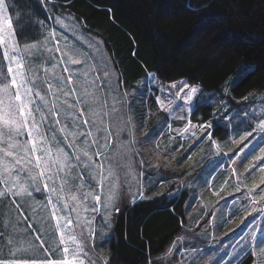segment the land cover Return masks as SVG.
<instances>
[{"label":"rangeland","instance_id":"rangeland-1","mask_svg":"<svg viewBox=\"0 0 264 264\" xmlns=\"http://www.w3.org/2000/svg\"><path fill=\"white\" fill-rule=\"evenodd\" d=\"M52 6L51 4L48 5V10L44 8L46 13L44 27L34 24L36 20L41 19L25 18L21 13L12 16L10 13L16 29L25 27L21 34L23 37L19 39L20 50L17 54L23 58V62L27 65L28 71L26 74L29 80H35L37 87L42 94H45L47 92V82L55 84V77L67 76V73H63L65 65L58 63L61 54L55 51L57 44L55 40L49 37V32L55 29L57 34L60 35L59 47L62 51L67 50L65 47L67 45L69 48L74 47L81 53L80 56L74 57L84 60L82 67L77 66L81 75L75 78V87L79 99L83 101V109L86 113V117L81 119L87 118L92 123L91 127L85 126L80 128L79 131H92L95 136L96 129L110 128L113 136L112 143L103 150L104 156L97 160V163H102L104 166V196L109 195L112 192L113 185H115L117 195L113 203L122 210L125 206H130L133 199L142 201L150 199L161 192L179 195L181 191L185 190L186 222L184 224L186 228L183 227L182 233L174 240L177 242V249L180 247L189 250L192 248L200 249L195 264H208L210 258H216L217 264H250L248 248H244L242 251L241 248L245 241L240 240L241 236H245L250 231L246 225L251 223V218H249L248 221L241 224L245 211H250V208H246L249 202L244 198L246 189L243 185L250 187L253 182L259 183L262 173L257 170L248 175L244 173V169L252 160V157L259 154V148L264 147V141L249 153L247 159L235 165L237 173L240 174L239 181L237 176L231 175V169L227 166L224 170L218 172H212L210 167L205 168V165H208L209 161L214 159L216 148H213L208 138L205 137L185 154L184 150L193 143L192 133L195 132L196 136L202 134L199 127H189V119L179 107L175 109V113H165L156 105L155 101L154 105L150 104L149 92H153L159 85L158 82L153 83L151 73L134 81L131 78H126L125 75L115 69L112 59L99 36L85 30L84 25L71 14L60 8L53 9ZM49 16L52 19H47ZM56 16L62 17L63 27L60 23L54 22ZM45 37H48V39H45ZM25 45H33V47L25 50ZM53 63L57 64L54 72L51 71ZM246 66H250L247 67L248 71L253 67V64L241 63L219 89H202L197 95V103L207 107L209 116L203 118L206 111L203 112V108H201L197 114L200 117L202 116L201 122H203L197 124L192 120L191 125L199 126L209 121L216 123L215 129L212 131V139L217 141V147L221 153H229L231 150H235L238 146L232 141L239 139V136L245 130L250 131L252 127H255L256 117L264 114V88L252 90L241 97L235 96L231 91V86L247 72L245 71ZM45 68L50 71L46 72ZM3 70L4 62L0 59V71ZM105 72L108 73L107 78L104 76ZM83 73H87V75L85 76ZM46 77L48 78L47 81ZM118 81L120 82L118 91L129 94L130 108H122L120 103L117 102L120 99L116 92ZM101 84H103L102 88L96 87ZM172 91L174 94L179 90ZM155 96H158L157 93H155ZM245 97H247V100L244 99ZM47 99L50 104L55 101V97L51 95L47 96ZM63 99V95L60 94V101ZM68 100L73 102L74 98L70 96ZM60 101L55 102L59 104ZM64 107L67 109V105H64ZM76 107L78 110L81 105ZM227 108H231L234 112L239 111L241 115H243V112H248L252 115L251 122L245 120L243 123H238L233 120L232 124L228 125L223 119ZM64 115H66V112L60 117L62 124ZM159 122H162V127L159 126ZM62 124L54 126L55 135L59 141H63V135L59 132ZM183 125L189 127V131L185 134V138L181 139L179 133L183 132ZM121 128H126L127 133H131V135L121 133ZM69 131H72V129L70 128ZM146 133H149V135L147 139H144ZM69 139H71V136ZM129 140L136 143L132 145L124 143ZM101 143H104V141L101 140ZM181 144H183V148H181ZM48 146H55V142ZM65 151L71 152V149L65 148ZM92 151H95V149H92ZM132 151H138L140 155L132 157ZM201 155H204L205 159L200 160L199 163L195 164V167H192ZM189 156L192 157L191 160L188 158ZM141 159L145 161L144 167L147 169L143 178L140 176ZM202 168L205 169L203 172L201 171ZM79 174L80 169L74 168L70 177V182L73 185L72 193H75L80 201L79 205L69 201L71 207L79 208L78 213L73 212L70 214V218L73 219L72 234L88 245L86 250L91 251L94 242V252L102 258L105 255L99 247L97 248L96 243H99L111 233L114 216H116L115 209L113 207L105 209L101 206L99 212L92 213L91 208L94 206V201L91 197L85 200L84 194L88 192L99 194L101 192L100 187H98L101 182V175L97 172L93 176L90 168H84L82 173L84 180L81 181ZM193 176L196 179H192ZM161 180L163 183L160 182ZM209 180L212 181L211 184L207 183ZM138 181H142L144 185V199H140L137 194ZM56 186L59 187V181H57ZM77 186H79V191H77ZM237 186L241 187L240 192H236ZM221 197L228 198V202L220 203L217 207V202L220 201ZM18 202L21 203L27 220L24 218L18 220V213L13 211L8 200H4V206L0 207V231L4 230L5 222L14 224L17 231L14 234L11 248H28L29 245L32 246L27 253H17V257H31L35 254L37 258H43V251L37 250L39 241L35 240L32 231H25V229H27L28 223H32L33 229L41 234L46 246L50 249L56 248L58 236L54 234L55 222L49 218L51 210L45 208L47 194L43 191L34 192L33 196H25ZM60 207H62V204ZM86 208L88 211H85ZM214 211L216 212L215 218L211 216ZM110 212L112 213L110 219L107 223H103L104 217L108 216ZM201 217L214 220V223L205 224ZM198 220L200 221L199 224L197 223ZM89 221L92 223H88ZM256 222L264 225V221L259 218ZM90 229H95L94 238L90 234ZM229 229H235V231L229 232ZM193 234L196 235L195 239H193ZM221 239L222 243L217 244V241ZM247 240H251L250 235ZM71 247L74 248L75 245ZM169 247L163 257L167 262L180 264L178 250H174L171 256L165 255ZM0 249H3L0 256L8 259L12 258L9 255V246L3 241H0ZM57 254L59 258L60 253Z\"/></svg>","mask_w":264,"mask_h":264},{"label":"snow or ice","instance_id":"snow-or-ice-1","mask_svg":"<svg viewBox=\"0 0 264 264\" xmlns=\"http://www.w3.org/2000/svg\"><path fill=\"white\" fill-rule=\"evenodd\" d=\"M52 2L53 0H39L45 10H48V5L52 4ZM10 13L11 6L7 3V0H0V59L4 62V70L0 71V207L4 206V200H8L13 211L18 213L17 219L24 218L27 220L22 205L18 201L25 196H33L34 192L43 191L47 194L45 208L51 210L49 218L55 222L54 234L58 236V244L55 249L47 247L46 242L41 238V234L33 229L32 223H28L25 231H32L35 240L39 241L37 250H42L44 255L43 258H37L35 254L31 257H17V253H27L32 246L12 249L13 237L17 229L14 224L5 222L4 230L0 231V241L9 246V255L12 258L8 259L0 256V264H108L107 257L101 258L95 254L94 242L92 250H86L88 245L72 234L73 219L70 218V214L73 212L78 213L79 208L71 207L69 201L77 205L80 204L77 195L72 193L73 185L70 182L74 168L80 169L79 179L81 181L84 180L82 174L84 168H90L93 176L97 172L101 175V182L98 184L101 192L99 194H93V192L84 194L85 200L91 197L94 201V206L91 208L92 213L99 212L101 206L105 209L113 207L116 215L121 211V208L113 203L117 195L115 185H113L112 192L106 197L104 196V166L102 163H97V160L104 156L103 150L112 143L113 136L110 128L96 129L95 136L92 131H79L82 127H91L92 123L87 118L81 119L86 117V113L83 109V101L79 99L75 87V78L81 75L77 66L82 67L84 60L74 58L81 55L74 47L69 48L66 45L67 50L62 51L59 47L60 35L57 34L55 29L51 30L49 37L56 41L57 47L55 51L61 54V59L58 63L65 65L63 73H67V76L60 75L55 77V84L47 82V92L42 94L35 80H29L26 74L28 71L27 65L23 62V58L17 54L20 50L19 35L14 27V21L11 19ZM47 19H52V17L49 16ZM54 22L60 23L62 27L64 26L60 16H56ZM34 24L44 27L45 21L36 20ZM45 39H48V37H45ZM24 47L27 50L33 45H25ZM56 67L57 64L53 63L51 71L54 72ZM247 67L250 66H246L245 71H247ZM45 71L48 72L50 70L45 68ZM83 74L87 75V73ZM104 76L107 78L108 73L105 72ZM47 80L48 78L46 77ZM119 83L118 81L116 92L120 99L117 102L120 103L122 108H130L129 94L118 91ZM179 85H182L179 87V91L173 94L172 90H175ZM96 87L102 88L103 84ZM159 87L161 95L155 96L154 99L156 105L165 113H171L177 107L186 108L189 112L194 110L193 105L196 103L197 95L200 91L198 87L189 86L183 81H174L167 88L164 85ZM60 94L64 97L62 101H60ZM49 95L54 96L55 101H60V103L53 101L50 104L47 99ZM153 95L150 91L149 96ZM70 96L74 98L73 102H69L68 97ZM244 99L247 100V97ZM64 105H67V109H65ZM77 105H81L78 110ZM65 112L66 115H64L62 124L60 117ZM223 119L228 125H231L233 120L238 123H243L245 120L251 122L252 115L248 112H243V115H241V112H234L231 108H227ZM61 124L59 132L63 135V141L57 140L54 129L55 125ZM159 126H163L162 122H159ZM189 127H199L202 135L196 136L195 132L192 133L193 143L184 150L185 154L191 151V148L196 143L207 137L210 145L216 148V153L214 159L209 161L205 168L210 167L212 172H218L224 170L227 166L231 169V175L237 176L238 181L240 174L237 173L235 165L247 159L249 153L254 151L264 141V114L256 117L255 127H252L250 131L245 130L239 136V139L232 141L238 147L229 153H221L217 147V141L212 139V131L215 129L216 123L209 121L196 126L191 125L189 121ZM189 127L179 133L181 139L185 138ZM70 128L72 131H69ZM120 132L127 133V129L121 128ZM127 134L131 135V133ZM148 135L149 133H146L144 139H147ZM70 136L71 139H69ZM101 140L104 143H101ZM52 142H55V146H48ZM124 143L132 145L136 142L129 140ZM65 148L71 149V152L65 151ZM181 148H183V144H181ZM92 149H95V151H92ZM138 155H140L138 151L131 152L132 157ZM188 158L192 159L191 156ZM204 159L205 156L201 155L192 167H195L196 163ZM140 165V176L143 178L147 171L144 167L145 161L143 159L140 160ZM204 170V168L201 169L202 172ZM257 170L262 173L259 183L253 182L250 187L243 185L244 189H246L244 198L249 202L246 208H250V211H245L241 224H244L249 218H251V223L246 225L250 231L245 236H241L240 240L245 241L241 250L248 248L250 264H264V225L256 222L257 218L264 221V147H260L259 154L252 157V160L245 167L244 173L251 175ZM191 178L196 179L194 176ZM57 181H59V187L56 186ZM160 182L163 183L162 180ZM137 183V194L140 199H144V185L142 181ZM207 183L211 184L212 181L209 180ZM77 191H79V186H77ZM240 191L241 187L237 186L236 192ZM166 195L171 198L175 194L161 192L150 199ZM132 202L135 203V199ZM227 202L228 198L221 197L220 201L217 202V207H219L220 203ZM61 204L62 207H60ZM85 211H88V209L86 208ZM111 215L112 213L110 212L108 216H105L103 223H107ZM211 216L215 218L216 212H212ZM201 219L205 224L214 223V220H208L205 217H201ZM88 223L91 224L92 222L89 221ZM197 223L199 224L200 221L198 220ZM181 224L182 227L186 228L183 221ZM89 231L94 238L95 229H90ZM234 231L235 229H229V232ZM249 235L251 237L250 241L247 240ZM195 238L196 235L193 234V239ZM220 243H222V239L217 241V244ZM72 245H75V247L72 248ZM174 250L179 251L180 264H195L197 253L201 251L196 248L189 250L180 247L177 249V242L174 241L165 255L171 256ZM2 251L3 249H0V252ZM57 253H60L59 258H55ZM149 264H153V262L150 260ZM208 264H217L216 258H210Z\"/></svg>","mask_w":264,"mask_h":264},{"label":"trees","instance_id":"trees-1","mask_svg":"<svg viewBox=\"0 0 264 264\" xmlns=\"http://www.w3.org/2000/svg\"><path fill=\"white\" fill-rule=\"evenodd\" d=\"M8 4L12 16L21 13L46 20L39 0ZM53 4L101 38L115 69L126 78L134 81L151 73L153 83H159L154 95H161L160 85L174 81L200 91L219 89L241 63L253 67L231 86L233 94L241 97L264 88V0H53ZM24 29H17L19 39ZM193 108L191 112L180 108L190 123L201 122L197 114L201 108L206 111L203 118L209 116L197 99ZM185 197L184 190L171 198L158 196L125 206L114 216L109 236L96 243L108 264L150 260L169 264L163 254L183 231Z\"/></svg>","mask_w":264,"mask_h":264},{"label":"flooded vegetation","instance_id":"flooded-vegetation-1","mask_svg":"<svg viewBox=\"0 0 264 264\" xmlns=\"http://www.w3.org/2000/svg\"><path fill=\"white\" fill-rule=\"evenodd\" d=\"M55 258H58V254L56 255V257Z\"/></svg>","mask_w":264,"mask_h":264}]
</instances>
